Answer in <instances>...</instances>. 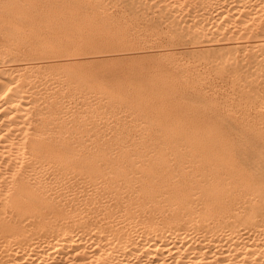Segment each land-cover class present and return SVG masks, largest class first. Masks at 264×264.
<instances>
[{"label": "bare ground", "instance_id": "bare-ground-1", "mask_svg": "<svg viewBox=\"0 0 264 264\" xmlns=\"http://www.w3.org/2000/svg\"><path fill=\"white\" fill-rule=\"evenodd\" d=\"M0 264H264V0H0Z\"/></svg>", "mask_w": 264, "mask_h": 264}, {"label": "rangeland", "instance_id": "rangeland-1", "mask_svg": "<svg viewBox=\"0 0 264 264\" xmlns=\"http://www.w3.org/2000/svg\"><path fill=\"white\" fill-rule=\"evenodd\" d=\"M143 74H145V75H146V73H141L140 77H146V76H145V75H143Z\"/></svg>", "mask_w": 264, "mask_h": 264}]
</instances>
